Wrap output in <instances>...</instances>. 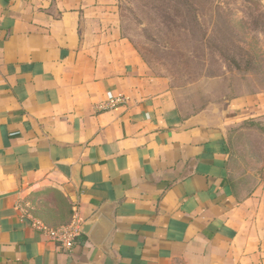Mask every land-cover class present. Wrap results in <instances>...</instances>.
Listing matches in <instances>:
<instances>
[{"label": "crops", "instance_id": "crops-1", "mask_svg": "<svg viewBox=\"0 0 264 264\" xmlns=\"http://www.w3.org/2000/svg\"><path fill=\"white\" fill-rule=\"evenodd\" d=\"M120 5L0 0V264H264V186L239 199L228 179L231 128L264 115V93L187 113ZM109 91L129 103L97 110ZM103 214L99 245L33 226Z\"/></svg>", "mask_w": 264, "mask_h": 264}, {"label": "rangeland", "instance_id": "rangeland-1", "mask_svg": "<svg viewBox=\"0 0 264 264\" xmlns=\"http://www.w3.org/2000/svg\"><path fill=\"white\" fill-rule=\"evenodd\" d=\"M220 4L222 15L217 16L216 7L203 0H121L123 33L150 73L177 88L187 113L224 96L264 93V25L256 21L255 6L247 0ZM188 8H198L200 17L186 16ZM217 22L222 31H217ZM251 57L255 59L248 68ZM229 145L228 179L242 199L264 186V115L233 125Z\"/></svg>", "mask_w": 264, "mask_h": 264}, {"label": "built area", "instance_id": "built-area-1", "mask_svg": "<svg viewBox=\"0 0 264 264\" xmlns=\"http://www.w3.org/2000/svg\"><path fill=\"white\" fill-rule=\"evenodd\" d=\"M129 103V97L123 93H115L109 91L106 98L96 105L97 110L107 111L116 109L118 107H124ZM33 226L41 231L42 233L48 235L51 240L58 242L63 249H71L76 241L77 236L81 232V223L79 221H74L67 225H62L59 227H49L45 223L34 220Z\"/></svg>", "mask_w": 264, "mask_h": 264}, {"label": "trees", "instance_id": "trees-1", "mask_svg": "<svg viewBox=\"0 0 264 264\" xmlns=\"http://www.w3.org/2000/svg\"><path fill=\"white\" fill-rule=\"evenodd\" d=\"M220 1L221 0H203L204 3H208L209 2L211 4V6H215L216 7L214 13L217 16L218 15L219 16L222 15V13L218 10L219 7L221 6ZM247 1H249L250 3H252V5L255 6V10H256L257 16H258V18L256 20L257 23H262L264 25V3L261 0H247ZM186 12H187L186 16H189V17H191L193 19H198L197 17H200L199 13H197L198 12V8H191V9L188 8ZM200 14L201 15H205V14H202V13H200ZM214 25H216V24L214 23ZM216 27H218L217 31H222V27H220V24L218 22H217ZM185 29H188V27L185 26ZM235 35H236V33H235ZM207 36H208L207 33H204V36H203L204 39H206ZM254 59L255 58L251 57L250 60H247L246 63H247L248 68L253 66L252 64H253ZM230 61L233 62L236 66L240 67V63L237 61V59L235 57H231Z\"/></svg>", "mask_w": 264, "mask_h": 264}, {"label": "water", "instance_id": "water-1", "mask_svg": "<svg viewBox=\"0 0 264 264\" xmlns=\"http://www.w3.org/2000/svg\"><path fill=\"white\" fill-rule=\"evenodd\" d=\"M112 226V222L103 214L98 221L85 223L82 226V231L88 233L91 240L99 245L105 240Z\"/></svg>", "mask_w": 264, "mask_h": 264}]
</instances>
